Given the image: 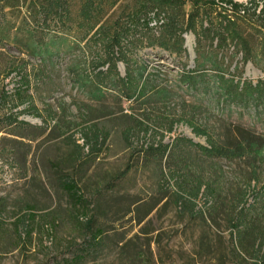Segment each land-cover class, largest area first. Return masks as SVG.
Wrapping results in <instances>:
<instances>
[{
	"label": "rangeland",
	"instance_id": "obj_1",
	"mask_svg": "<svg viewBox=\"0 0 264 264\" xmlns=\"http://www.w3.org/2000/svg\"><path fill=\"white\" fill-rule=\"evenodd\" d=\"M221 1L218 27L179 2L174 29L137 26L119 43L33 34L25 6L0 2V264L261 260L232 218L250 206L264 226V146L200 149L231 143L237 126L264 137V0L216 24ZM91 131L105 140L86 143ZM198 183L215 196L202 185L194 207L179 204Z\"/></svg>",
	"mask_w": 264,
	"mask_h": 264
},
{
	"label": "trees",
	"instance_id": "obj_2",
	"mask_svg": "<svg viewBox=\"0 0 264 264\" xmlns=\"http://www.w3.org/2000/svg\"><path fill=\"white\" fill-rule=\"evenodd\" d=\"M259 1L247 0L245 4L233 3L232 0L221 1L229 7V10L221 9L215 12L216 24L228 19L227 17L247 20L251 17L249 16L250 11L253 12V16L255 15ZM0 2L3 3V7L11 10L25 6V13L28 15L27 18L29 24H31L30 30L33 34H42L47 31V28L52 27V29H55L59 27L77 31L82 39L90 36L89 38L108 39L112 43H119L123 34L133 35L131 33L134 30L131 29L137 26L148 32L160 26L174 29L176 18L174 8L181 9L179 2L190 3L193 11L196 12L193 15L198 14V11L195 10L202 9L203 17L210 20L208 23L209 28L212 25L218 27V25L212 24L210 17L213 15L212 11H214V0H24L22 5L19 4V0H0ZM161 13H163L165 19L163 21L159 17ZM222 13H227V16L222 17ZM263 14L264 6L258 12V15L262 16L264 21ZM152 23L154 24L152 25ZM207 28L204 27V30H207ZM40 38L42 39V36ZM39 43H41V40ZM232 137L233 141L231 143L226 144L216 140L215 142L211 141L209 148L200 146V149L206 155L222 156L223 152L238 150L243 147L255 146L261 148L264 146V137L239 126L235 127ZM91 139L94 140L95 144L99 140H105L102 139L98 131L89 132L88 136L85 135L84 141L90 143ZM160 147L163 157L167 149L172 147V144L170 146L161 145ZM149 150H152V148H149ZM185 161V159L181 160L182 163ZM182 181L184 184L185 180ZM202 185L205 189V195L209 198L215 196V191L210 185L198 183L192 190L183 191L185 194H176V200L179 201V204L183 202V205L187 203L194 207L193 201L198 197ZM67 188H71V186L69 185ZM249 207L235 212L232 218L235 225V240L244 251L248 250L249 253L261 251V260H256L254 264H264V249L262 250L264 226L258 223L259 217L254 215ZM99 239V236L93 234L90 240L86 241L83 250L87 251L89 247L97 246L100 242ZM79 257L74 256L73 259L76 260Z\"/></svg>",
	"mask_w": 264,
	"mask_h": 264
},
{
	"label": "bare ground",
	"instance_id": "obj_3",
	"mask_svg": "<svg viewBox=\"0 0 264 264\" xmlns=\"http://www.w3.org/2000/svg\"><path fill=\"white\" fill-rule=\"evenodd\" d=\"M238 1H244V0H238Z\"/></svg>",
	"mask_w": 264,
	"mask_h": 264
}]
</instances>
